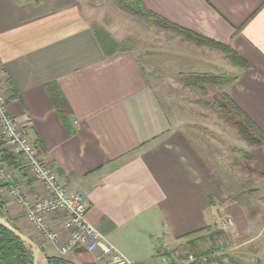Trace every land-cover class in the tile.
Wrapping results in <instances>:
<instances>
[{"label": "crops", "instance_id": "obj_1", "mask_svg": "<svg viewBox=\"0 0 264 264\" xmlns=\"http://www.w3.org/2000/svg\"><path fill=\"white\" fill-rule=\"evenodd\" d=\"M143 1L157 17L235 55L222 57L234 61L228 75L234 80L223 89L264 132V0ZM97 9L92 0H0V86L10 115L44 161L84 196L89 222L136 264H177L188 236L212 225L220 208L242 228L247 219L232 193L241 183L236 187L221 176L226 169L234 177L242 172L232 173L235 164L225 158L215 169L178 129L133 51L104 53L94 28L105 15L99 18ZM51 86L71 108L68 123L53 103ZM247 159L248 171L264 172V142ZM0 162L29 197L43 196L1 128ZM0 194L11 222L43 244L7 189L1 186ZM64 220L55 217L53 224ZM46 245L57 254L48 255ZM42 246L39 262L62 257L106 264L99 251L79 248L62 256L59 245Z\"/></svg>", "mask_w": 264, "mask_h": 264}, {"label": "rangeland", "instance_id": "obj_2", "mask_svg": "<svg viewBox=\"0 0 264 264\" xmlns=\"http://www.w3.org/2000/svg\"><path fill=\"white\" fill-rule=\"evenodd\" d=\"M132 1L92 0L101 14L99 18L105 15V20L96 26L137 55L169 117L176 120L178 129L191 138L214 168L218 170V159L225 158L235 164L232 173L242 172L234 177L226 169L221 175L236 187L241 183L239 190L231 191L234 200L241 204L243 219H247L244 222L240 216L242 228L226 208H220L212 225L189 237L185 248H180L179 259L193 253L207 257L208 264L258 263L264 260V173L248 171L245 167L258 145L242 136L240 126L236 125L240 119L225 109L221 98L223 87L206 85L196 91L186 80L192 74L228 77L233 74L234 61L222 60L223 56L228 58V52L199 44L183 33L154 25L153 19L135 16L122 8L124 2ZM230 219L234 225L224 228L223 223ZM46 247L48 255L57 254L51 245ZM40 262L47 264L46 259Z\"/></svg>", "mask_w": 264, "mask_h": 264}, {"label": "built area", "instance_id": "obj_3", "mask_svg": "<svg viewBox=\"0 0 264 264\" xmlns=\"http://www.w3.org/2000/svg\"><path fill=\"white\" fill-rule=\"evenodd\" d=\"M0 128L3 140L14 154L22 158L44 193L40 198L29 197L15 183L12 169L0 162V186L7 189L8 195L21 208L24 220L38 238L45 244L59 245L62 256H67L79 248H86L90 252L99 251L101 259H105L106 264H136L89 222L88 206L84 196L79 191L70 189L54 167L44 161L39 148L32 143L27 131L10 115L8 97L1 86ZM58 216L65 219L60 226L53 224V219ZM233 225L231 219L223 223L224 228ZM208 262L207 257L188 253L177 264H208Z\"/></svg>", "mask_w": 264, "mask_h": 264}, {"label": "trees", "instance_id": "obj_4", "mask_svg": "<svg viewBox=\"0 0 264 264\" xmlns=\"http://www.w3.org/2000/svg\"><path fill=\"white\" fill-rule=\"evenodd\" d=\"M122 8L135 16L146 17L148 18L147 20L153 19L155 21L154 25L167 26L169 29L183 33L188 37L192 38L194 41H196L199 44H207L215 48L221 49L225 52L231 53L232 55H230L231 56L230 58L232 59L235 56L229 49L225 48V46L212 42L211 40L205 39L203 37L193 35L188 31L181 30L180 28L157 17L155 14H153L146 8L143 0H133L132 2H128V3L124 2L122 4ZM94 32L101 48L103 49L104 53L107 56L130 51V49H127L125 47V44L117 42L115 38L105 29L95 26ZM186 80H187V85L189 87H192L196 91H200L204 89L203 87H205L206 85H216L219 87H225L234 79L226 76L215 77L210 74H200V75L192 74ZM50 96L53 100L55 107L57 108L58 113L63 118V120L66 123H68L72 115V111L65 96L56 86L50 87ZM221 98H223L226 104L225 109L227 110L229 115L233 116L234 118L240 119L239 122L236 123V125L240 126L242 136L246 140L256 145H260L261 142H264V132L238 106H236V104L229 98V96L224 91V89L221 92ZM255 135H257L258 138H256ZM260 173H264V172H260ZM0 217L6 219V221L10 224L12 223L10 218L8 217L6 204L3 201L1 194H0ZM12 226L20 230L16 225H12ZM198 233L191 234V236L196 235ZM46 261L47 264H77L62 257H46ZM33 263H34V253L31 247L28 246L23 240H21L13 232H11L8 228H6L0 223V264H33Z\"/></svg>", "mask_w": 264, "mask_h": 264}, {"label": "water", "instance_id": "obj_5", "mask_svg": "<svg viewBox=\"0 0 264 264\" xmlns=\"http://www.w3.org/2000/svg\"><path fill=\"white\" fill-rule=\"evenodd\" d=\"M0 223L8 228L11 232H13L17 237H19L21 240H23L28 246L31 247L33 253H34V263L33 264H38L40 255L42 252L45 251V246L40 247L36 242H34L33 239H31L29 236L21 232L20 230L14 228L12 225H10L6 219H3L0 217Z\"/></svg>", "mask_w": 264, "mask_h": 264}]
</instances>
